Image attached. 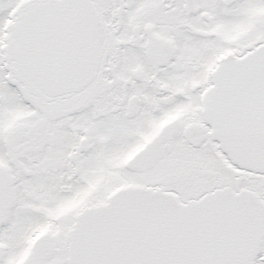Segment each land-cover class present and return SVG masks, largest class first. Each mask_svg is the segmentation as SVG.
<instances>
[{"label":"snow or ice","instance_id":"obj_1","mask_svg":"<svg viewBox=\"0 0 264 264\" xmlns=\"http://www.w3.org/2000/svg\"><path fill=\"white\" fill-rule=\"evenodd\" d=\"M0 264H264V0H0Z\"/></svg>","mask_w":264,"mask_h":264}]
</instances>
